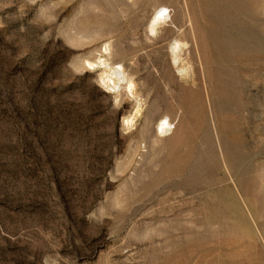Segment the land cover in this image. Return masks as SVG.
I'll list each match as a JSON object with an SVG mask.
<instances>
[{
    "label": "rangeland",
    "instance_id": "rangeland-1",
    "mask_svg": "<svg viewBox=\"0 0 264 264\" xmlns=\"http://www.w3.org/2000/svg\"><path fill=\"white\" fill-rule=\"evenodd\" d=\"M0 264H264V0H0Z\"/></svg>",
    "mask_w": 264,
    "mask_h": 264
},
{
    "label": "bare ground",
    "instance_id": "bare-ground-1",
    "mask_svg": "<svg viewBox=\"0 0 264 264\" xmlns=\"http://www.w3.org/2000/svg\"><path fill=\"white\" fill-rule=\"evenodd\" d=\"M166 11L167 10L165 8H162L156 12L152 20L151 31H155L159 23L166 21L167 19ZM169 127H170V123L168 120H166L159 124L158 129L161 130L162 133H164L169 130Z\"/></svg>",
    "mask_w": 264,
    "mask_h": 264
}]
</instances>
